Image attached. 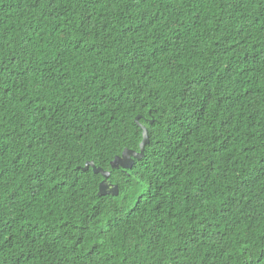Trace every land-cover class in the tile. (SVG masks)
Segmentation results:
<instances>
[{
    "label": "trees",
    "instance_id": "obj_1",
    "mask_svg": "<svg viewBox=\"0 0 264 264\" xmlns=\"http://www.w3.org/2000/svg\"><path fill=\"white\" fill-rule=\"evenodd\" d=\"M0 264H264V0H0Z\"/></svg>",
    "mask_w": 264,
    "mask_h": 264
},
{
    "label": "water",
    "instance_id": "obj_2",
    "mask_svg": "<svg viewBox=\"0 0 264 264\" xmlns=\"http://www.w3.org/2000/svg\"><path fill=\"white\" fill-rule=\"evenodd\" d=\"M138 117H136L135 121ZM142 130V140L139 144L138 151H132L124 149L120 156L114 157L110 162L111 169H130L134 163V160H140L143 157L144 146L148 142L147 130L144 126L139 124ZM82 171L91 169L93 173L99 174L103 177L102 181L98 185V195H116L118 187L115 184L108 182L110 175L109 171H105L99 167H96L92 162H86L83 167L80 168Z\"/></svg>",
    "mask_w": 264,
    "mask_h": 264
}]
</instances>
